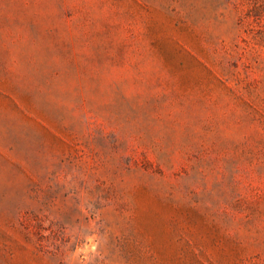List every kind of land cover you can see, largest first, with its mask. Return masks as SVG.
Segmentation results:
<instances>
[{
  "label": "rangeland",
  "instance_id": "1",
  "mask_svg": "<svg viewBox=\"0 0 264 264\" xmlns=\"http://www.w3.org/2000/svg\"><path fill=\"white\" fill-rule=\"evenodd\" d=\"M0 264H264V0H0Z\"/></svg>",
  "mask_w": 264,
  "mask_h": 264
}]
</instances>
